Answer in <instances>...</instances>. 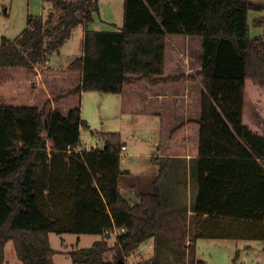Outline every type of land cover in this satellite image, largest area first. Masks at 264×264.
I'll return each mask as SVG.
<instances>
[{"label": "trees", "instance_id": "trees-1", "mask_svg": "<svg viewBox=\"0 0 264 264\" xmlns=\"http://www.w3.org/2000/svg\"><path fill=\"white\" fill-rule=\"evenodd\" d=\"M51 1L2 36L0 89L4 69L44 65L82 26L83 54L69 64L80 83L55 100L115 93L125 112L158 115L159 153L193 156L194 238L264 240V35L250 33V0H124L123 25L108 30L90 28L99 0ZM84 126L80 104H5L0 92V264L10 240L23 264H55L51 232L101 236L68 250L74 264H127L149 238L158 246L169 163L152 157L154 191L133 202L119 188L121 133L100 131L103 146L88 149ZM112 228L124 229L113 244Z\"/></svg>", "mask_w": 264, "mask_h": 264}, {"label": "rangeland", "instance_id": "rangeland-1", "mask_svg": "<svg viewBox=\"0 0 264 264\" xmlns=\"http://www.w3.org/2000/svg\"><path fill=\"white\" fill-rule=\"evenodd\" d=\"M250 2V33L252 36L264 35V24L261 25L254 22L256 18H264V0H250ZM99 7V12H95L94 14L95 22L90 23V28L104 29L113 27L106 22H102V20L114 21L115 27L122 26L124 0H99ZM51 8V0H0V43L2 36L9 38L16 37L26 27L30 14L46 15ZM82 43L83 33L81 28L77 27L73 30L66 44L61 48V52L55 55L54 59L57 61L55 65L63 66L73 61L82 53ZM38 66H40L41 72L46 71V64ZM25 69L24 67L7 68L2 73L4 76L8 71H23ZM26 72V76L31 78H34L36 74L35 68L27 69ZM5 78L3 79V83L6 84L9 80L18 79V76L17 73H13L9 75L10 79ZM65 80L63 84L52 80L47 82V89L53 99L59 97V95L64 96L68 88L65 89L63 87L77 83L78 77L73 76ZM32 83H29L26 87L27 90L31 89ZM19 87L14 89L15 101L14 98L10 99L7 96L8 90L4 88V98H2V101L5 104H29L30 102L27 101L26 97L25 99L24 96L18 98V94L22 91L21 86ZM71 98L75 99L76 104L81 105L82 118L89 124V126L82 127L81 136L86 146L91 147L96 143H99V147L103 146V141L98 138V132L100 131H117L121 133L122 139L127 146V150H125L126 159L122 162V166L130 171V173L122 176L123 185L133 183L134 173V175L141 174L145 177L155 178L159 171V164L153 161L151 154L159 153V121L161 120L158 116L125 112L122 104V95L120 94L84 91L83 94L74 95ZM44 100L43 98L40 99L38 104L44 106L49 101ZM187 174H185V177H190L189 180L193 183L192 176ZM124 195L133 201V188H128ZM173 200L169 192H167L164 207L166 208L170 203L172 204ZM187 204H191V202L187 201ZM165 217L167 215L163 214V218ZM168 226L169 229L164 227L163 232L160 234L161 238L158 241L156 251L152 250L149 242L146 241L125 258L127 264H139L138 259L141 255L149 258L155 254L158 256L159 264L160 261L163 264H195L194 262L196 261V264H264V251L262 248H258L260 244L262 245L263 239L206 237L196 239L194 238L195 231L193 230V224H191V218L189 215H184V210L182 212L177 211L174 214V221L169 222ZM115 237L113 235L109 241L114 243ZM62 238L70 240L68 241L69 248L84 247L88 243L84 241L76 243L77 241L73 239L74 234H51V243L59 250L54 255L55 261L58 264H74L70 255L60 252L65 249L61 242ZM249 244L252 245L251 250L247 247ZM5 256L3 264H22V260L17 256L12 240L6 245ZM106 257H113V252H108Z\"/></svg>", "mask_w": 264, "mask_h": 264}, {"label": "crops", "instance_id": "crops-1", "mask_svg": "<svg viewBox=\"0 0 264 264\" xmlns=\"http://www.w3.org/2000/svg\"><path fill=\"white\" fill-rule=\"evenodd\" d=\"M123 20H124V15H123ZM93 22H95V19L91 23H93ZM102 22H106V23H108L109 25H111L113 27L99 29V30H108V29H115V28H120L121 27V26L120 27H115V22L114 21L102 20ZM122 25H123V23H122ZM79 27L82 30L83 39H84L83 27L82 26H79ZM65 44H66V42H65ZM60 52L61 51H59L57 53H54L53 55L50 56L49 60L45 63L47 65V68H46L45 72H41V69L39 68L40 66L36 65L34 67L35 68V72H36L34 78L28 77L25 74V73H27L26 70L30 69V68H26L23 71H8L7 73H5L4 76H3V73H2V84H1V89H0L2 98H4V88L8 90V95L7 96H9V98L11 99V98L15 97L14 96V89L15 88H20L19 86H21V88H22L21 90L22 91H20V94H18L19 95L18 98L20 96H24V99L26 97L27 101L30 102L29 104H24V105H39V106H41L40 104H38V101L40 99H42V98L45 99L44 101L51 100V106L53 108L54 107H58V108L62 109L64 112H67L70 108H72L75 105H77L76 104L77 102H75V99L71 98L74 95L66 96V97L61 98L60 100L57 101V100H55V98L53 99L51 93L47 89V82L49 80L50 81L52 80V81H56V82H61L63 84V82L66 81L65 80L66 78L69 79L70 77L77 76L78 77L77 83H75V84L72 83L71 86L63 87L65 89L73 88V87H75L76 85H78L80 83V80H81V77H82L81 72L69 69V64L72 61L70 63L66 64V65H63V66L55 65V63L57 64V61H56V59H54V57H55L56 54H59ZM82 54H83V43H82V53L80 55H82ZM10 68H20V67H9V69ZM13 73H17L18 79L9 80V81H7L6 84L3 83L4 82L3 79H6L5 77H7V79H10L9 75L13 74ZM32 82H34V83H32ZM29 83H32V87H31V89L27 90L26 87L29 85ZM75 95H78V94H75ZM14 101H15V98H14ZM14 103H17V102H14ZM35 103H37V104H35ZM14 105H16V104H14ZM151 115H154V114H151ZM156 116H158V115H156ZM159 119H160V117H159ZM159 124H160L159 125V133H160L161 121H159ZM88 126H89V124H88ZM83 145L86 146L84 143H83ZM95 145H97V146L93 145L91 147H88V146H86V147L88 149H91L92 147H98L99 143L95 144ZM125 146H126V144H125ZM126 150H127V146H126ZM151 155H152V157L153 156H160L159 157V163H167V162L169 163V166H168V168H167V170L165 172V175H164L165 179L164 178L162 179L161 186H162V192H163L164 199L166 197V193L167 192H169V195L172 197V199H174L172 201V204L170 203L169 206H166V208L167 207L168 208L164 209L162 211V213L167 215V217H165V218L162 217L161 218V221H162L161 233L163 232V230H164L163 228L164 227L169 229L168 223L171 222V221H174V214L177 211H181L182 212L183 210H184V215L185 216L189 215V217L191 218V224H193V230H194V216H195V212L193 210V205H194L193 200L195 201V198H196V195H197V186H196V183L194 181V177H192L193 183L189 180L190 177H188V178L185 177L186 173H188L187 175L192 176V173H191L192 172L191 171V162H192L193 156H191V155L172 156L169 160H166L165 156L160 154V153H152ZM122 168H123V166H122ZM123 169H125V168H123ZM129 173H130V171H129ZM134 174H133V183L132 184L128 185L126 183L127 185H125V184L123 185V183H122V176L123 175L121 176V178L119 180V188H120V190H121V192L123 194L126 193V190L128 188H130V187L133 188V202L137 201L139 199V195L141 193L153 192L154 191V180H155V178L153 179V177L151 178L149 176L145 177V176H143L141 174H139V175L138 174L134 175ZM187 201H189V203L191 202V204H187ZM188 206H189V208H188ZM53 233L54 232H51V234H53ZM51 234H50V242H51ZM62 234H64V233H62ZM66 234H74V238L73 239H74V241L75 240L77 241L76 243H78V242L80 243V242H83V241L85 243H88V245L84 246V247H90L94 243V241H96V240L101 238V236L98 235V234H85V233H83V234H75V233H68V232ZM85 236H87V237H85ZM68 241H70V240H68V238H62L61 242L63 243L65 249L60 251V252H64L67 255H70L68 253V250H70L71 248H69ZM147 241L149 242V246L152 248V250L156 251L157 240L154 237H151ZM262 241H263L262 245L260 244L258 248H260V249L262 248V250L264 251V240H262ZM74 244H75V242H74ZM111 244H113V243H111ZM51 245H52V243H51ZM247 247H248L249 250H251L250 248L252 247V245L249 244V245H247ZM5 248H6V246H5ZM80 248H82V247H80ZM55 249L57 251L55 254H57L59 250L57 248H55ZM152 250H151V252H152ZM109 252H111V251H109ZM55 254H53L52 258H53V261L55 262V264H58L55 261V259H54V255ZM141 256L138 259L139 262L148 259L145 256H142V257ZM150 257H152V256H150ZM107 259H112V257L111 258H107ZM22 264H23V262H22Z\"/></svg>", "mask_w": 264, "mask_h": 264}, {"label": "built area", "instance_id": "built-area-1", "mask_svg": "<svg viewBox=\"0 0 264 264\" xmlns=\"http://www.w3.org/2000/svg\"><path fill=\"white\" fill-rule=\"evenodd\" d=\"M96 144H98V143H96ZM94 146H97V145H94ZM125 150H126V146L124 145L122 147L121 152H120V154H121V162H123L126 159ZM122 230H124V229L112 228V229H107L106 233L116 236Z\"/></svg>", "mask_w": 264, "mask_h": 264}, {"label": "water", "instance_id": "water-1", "mask_svg": "<svg viewBox=\"0 0 264 264\" xmlns=\"http://www.w3.org/2000/svg\"><path fill=\"white\" fill-rule=\"evenodd\" d=\"M122 262H123V259H120V260H119V264H122Z\"/></svg>", "mask_w": 264, "mask_h": 264}]
</instances>
